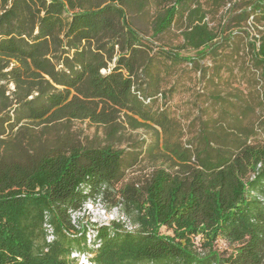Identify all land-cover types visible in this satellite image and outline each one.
<instances>
[{
  "label": "trees",
  "instance_id": "16d2710c",
  "mask_svg": "<svg viewBox=\"0 0 264 264\" xmlns=\"http://www.w3.org/2000/svg\"><path fill=\"white\" fill-rule=\"evenodd\" d=\"M145 28L158 40L178 30L182 43L155 52ZM187 48L241 55L264 107V0H0V264H79L74 253L93 264H264L258 129L208 120L184 142L178 119L154 109L174 67L195 62ZM77 119L102 125L106 143L54 131ZM124 123L156 136L149 152L161 164L143 182L124 181L138 157L117 146ZM41 124L52 137L32 134ZM98 199L135 228L114 221L90 243L71 214ZM222 239L232 252L214 248Z\"/></svg>",
  "mask_w": 264,
  "mask_h": 264
},
{
  "label": "rangeland",
  "instance_id": "374dc122",
  "mask_svg": "<svg viewBox=\"0 0 264 264\" xmlns=\"http://www.w3.org/2000/svg\"><path fill=\"white\" fill-rule=\"evenodd\" d=\"M150 33L146 28L142 32L147 39L152 38L147 43L155 52L162 47L167 50L176 48L182 43V36L178 30L171 31L161 40L152 37ZM225 50L228 54L231 52V49L225 48ZM180 52L183 56L188 55L196 60L192 64L187 61L174 67L171 75L163 82V93L159 95L153 106L154 109L165 110L172 118L178 119L183 132V141L187 142L189 137L199 131L204 121L208 120L211 121V126H214L212 122L216 121L217 124H224L232 131L231 126L238 122L236 117L241 118L244 126H255L259 131L258 138L263 139L264 107L259 104L261 82L258 74L245 65V59L237 54H233L231 58H222L223 60H219L220 58L215 60L210 56L202 59L195 50L189 48ZM10 88L13 89L14 86L11 85ZM249 105L251 109L244 115L243 112ZM11 114H14L13 111ZM25 123L21 122L15 131ZM124 124L126 127L121 129L122 141L117 146L127 151L129 162H132L138 155L136 162L125 170L124 181L143 182L161 164L160 160L153 157V154L158 153L159 150L153 149L152 154L149 152L156 136L153 129L144 127L132 129L128 124ZM31 127H33L31 131L33 135H40L44 124ZM54 131L60 136L67 135L69 140L77 144L103 145L106 143L104 127L89 120L61 121L55 126ZM41 136L43 138L52 137L47 133ZM160 136L161 139L164 138L162 131ZM171 139L172 141L177 140L176 125L171 133ZM107 210L104 212V206L100 204L86 205V212L81 216V227L84 225L85 228L90 229L92 224L98 225L99 223L109 225L112 217H116L117 214H108ZM121 216L120 214L119 217ZM121 219L125 227L134 226L125 215ZM161 231L165 235L172 234V231L164 226ZM204 239L203 234L194 238L197 250L200 252L203 251ZM214 248L220 253H230L233 250V246L223 239L215 241Z\"/></svg>",
  "mask_w": 264,
  "mask_h": 264
},
{
  "label": "built area",
  "instance_id": "2783aa9c",
  "mask_svg": "<svg viewBox=\"0 0 264 264\" xmlns=\"http://www.w3.org/2000/svg\"><path fill=\"white\" fill-rule=\"evenodd\" d=\"M89 204H91V205L92 204H100V205H103L104 206V212H105V210H107V208L105 207L106 206L105 203L103 201H101V199H98L96 201H89V202L85 203L84 206L81 209L76 210V211H73L72 214H71L72 220H73V223L75 224V226L77 228H79V229H81L83 227L85 228L84 225H83V227H81L82 226L81 225L82 224L81 223V219H82L81 216L84 215V213L86 212V205H89ZM107 212H109L108 214H113V213L117 214L116 217H112V220H110V224L113 223L114 221L123 222L122 219H121V217L124 216L125 214L121 213L119 211V209L113 208V209L107 210ZM120 214L122 215L121 217H119ZM102 225H103L102 223H99L98 225L92 224V227L90 229H88L89 227H86L85 228V230L87 231V236H88V240H89L90 243H93L94 240H95V238H96V234H97L96 228L99 227V226H102ZM105 225H107V224H105ZM46 227L48 229V241H51V240L54 239L53 228H52V226L50 224H46ZM134 228H135V226H132L130 228L125 227V229H127V230H133ZM73 256L79 258V264H93L91 262V260L89 259V257L92 256L91 254H87V253H82V254L74 253Z\"/></svg>",
  "mask_w": 264,
  "mask_h": 264
}]
</instances>
